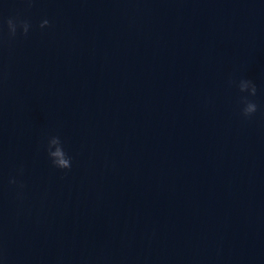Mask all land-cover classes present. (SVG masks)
I'll return each instance as SVG.
<instances>
[{"label": "clouds", "instance_id": "clouds-1", "mask_svg": "<svg viewBox=\"0 0 264 264\" xmlns=\"http://www.w3.org/2000/svg\"><path fill=\"white\" fill-rule=\"evenodd\" d=\"M26 5L25 11H30L36 0H21ZM6 25L7 34H4V27ZM37 27L41 30L45 28H51L52 24L49 19H42ZM33 29V24L27 17L23 16L20 12H17L14 16H9L6 20L0 19V48L8 46L14 41L18 35L27 37L29 32ZM230 85H234L238 92L241 94L247 93V95H241L239 103L242 105L241 115L245 119H250L258 111V105L250 97H255L257 94V87L252 80L246 78H240L238 81L230 79ZM45 151L51 162V165L59 170H70L72 167V157L65 151L64 143L58 135H53L47 138ZM23 167L18 169L17 175H23ZM10 185H13L17 189V198L23 199V190L25 184L23 181L18 180L17 177H10L8 180ZM3 253L0 251V257Z\"/></svg>", "mask_w": 264, "mask_h": 264}]
</instances>
